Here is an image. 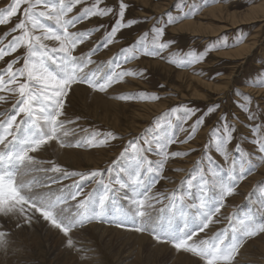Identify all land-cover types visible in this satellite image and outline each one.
Here are the masks:
<instances>
[{"label":"rangeland","instance_id":"obj_1","mask_svg":"<svg viewBox=\"0 0 264 264\" xmlns=\"http://www.w3.org/2000/svg\"><path fill=\"white\" fill-rule=\"evenodd\" d=\"M94 2L84 0L69 16ZM121 2L128 5L125 22L136 20L138 23L123 28L108 47H98L119 22L117 13ZM11 4L12 0H0V9ZM262 4L264 0H101L99 6L112 8V13L91 17L70 28V31L92 33L76 48L74 55H87L97 49L92 55L94 63L86 69L97 73V82L109 73L113 60L121 61L117 72L134 74L113 83L105 91L84 83L72 85L65 98L64 115L60 117L71 121L58 134L64 146L53 140L41 146L39 154L31 153L37 161L35 167L42 170L32 171L23 178L37 181L34 192L53 197L75 193L79 185L81 195L76 200L69 199L66 207L76 205L89 194L102 193L104 185L119 189L117 199L111 209L106 205L102 218L85 221L67 236L27 206L25 211L32 217L30 223L18 213L0 214V231L5 232L7 240V246L0 248V264H204L201 258L176 249L171 242L158 241L151 231L137 232L133 220L123 215L134 207L133 194L127 188L120 189L116 181L130 182V173L135 167L130 142H138L143 149L149 146L145 141H153L154 137L164 140L174 134L176 142L168 145L167 151L180 153L169 155L163 169L148 173L145 181L156 180L146 206L152 203L151 212L157 223L170 219L173 230H194L199 224L196 211L200 201L205 200L209 206L220 204L222 181L228 182L227 173L233 161V174L243 166V178L237 177L232 194L224 196L213 223L194 235L189 243L211 240L229 228L230 221L238 225L241 218L251 217L256 223L264 222V152L255 142L264 139V86H256L264 81V14L239 26L224 21L228 16H241ZM24 7L27 5L21 6L10 23L0 25V47L12 35H19V31L11 32V29L23 19ZM38 10H43L42 6ZM187 22L202 23L210 29L222 26L227 29L216 36L210 33L199 36L180 30ZM45 23L55 26L53 21ZM157 27L164 28L162 41L168 42L169 47L159 56L138 54V58L123 62L122 50L137 41L144 39L152 46ZM45 43L58 47L56 41ZM246 44H253L250 53L244 47L233 55L241 54V57L224 55ZM25 54L26 49L20 48L5 56L0 60V71ZM196 56L200 57L198 63L179 66L183 57ZM22 64L23 59L14 69ZM0 95L6 97L0 101V113L10 114L16 96L6 91ZM185 107L195 112L187 120L183 117ZM173 109L177 111L172 112ZM252 115L255 119H249ZM198 119L203 123L190 135ZM225 119L235 131L225 149L218 150L211 134L215 129H222ZM64 131L69 133L66 137ZM109 133L115 139L100 143ZM92 137H95L93 145L85 143ZM76 144L84 146L76 147ZM152 147L155 148V143ZM65 152L68 154L63 160ZM143 154L153 165L164 159L155 151ZM56 166L60 171L52 170ZM249 168L253 170L247 171ZM92 172L102 175L92 177ZM125 194L129 199H125ZM160 209L165 212L160 213ZM121 220L124 226H119ZM228 236L230 239V232ZM69 239L73 241L72 246L68 245ZM232 264H264V233L246 239Z\"/></svg>","mask_w":264,"mask_h":264},{"label":"snow or ice","instance_id":"obj_2","mask_svg":"<svg viewBox=\"0 0 264 264\" xmlns=\"http://www.w3.org/2000/svg\"><path fill=\"white\" fill-rule=\"evenodd\" d=\"M83 2L84 0H12L9 7L0 9V25H5L10 23L11 18L21 11L22 5H27L22 10L23 19L11 29V32L19 31V35H12L11 40L0 47V60L20 48L26 49V54L22 58L17 57L9 62L3 71H0V92L6 91L16 96L13 111L10 114L0 113V116H5L4 119H0V145L3 146L0 149V214L18 213L25 217L26 223H30L32 217L25 211V206H27L29 209H34L44 220L49 221L66 236L73 228L82 226L85 221L102 218L105 215L106 205L109 209L113 207L119 189H112L108 185H104L102 193L89 194L76 205L66 207L64 205L69 199L76 200L81 195L80 186L77 185L78 190L75 193H69L68 196L53 197L34 192L33 188L36 187L37 181H27L23 177L32 171L42 169L35 167L36 158L30 154L37 152L41 146L53 140L61 142V146H64L58 134L64 128L65 123H71V121L61 120L60 117L64 115L65 98L72 85L84 83L91 88L105 91L113 83L134 74L130 71L117 72L116 69L120 67L121 61L113 60L109 73L102 81L97 82V73L91 70L86 71L89 69V65L94 63L92 55L97 49H92L87 55H74L76 48L84 43L92 33L70 31V28H74L78 23L91 17H104L113 11L109 7H100L101 0H95L91 6L83 8L76 15L69 16L74 8ZM40 6L43 10H38ZM127 7L126 3H120L117 13L119 22L107 32L106 39L98 47H108L123 28L138 23L136 20L125 22ZM45 21H53L55 26H50ZM171 22L173 21H169V23ZM99 27L102 28V26ZM11 32L6 35H10ZM37 32L39 34H36ZM163 35L164 28L157 27L151 47L146 44L144 39H141L129 49H123V62L138 58V54L159 56L169 47L168 42L162 41ZM49 40L58 42V47H50L45 43ZM129 51H131V55H129ZM21 59H23L22 66L14 69V65ZM199 60V56L192 59L183 57L179 66H191L192 63H198ZM135 74L140 75V73ZM256 86H264V81H260ZM130 98L132 97H122V99ZM154 98L159 99V97ZM5 99L4 95H0V101H5ZM176 111L177 109L172 110V112ZM193 115H195L193 109L187 107L183 109L185 120ZM249 119H255V116L252 115ZM202 123V119L195 121L190 135L195 134L197 126ZM181 131H183L182 128ZM234 131V126H228L225 119L222 129L218 128L212 132L211 135L215 137L218 150L225 149L233 139ZM68 134L67 131L63 132L65 137ZM109 138L115 139L109 133L100 143L106 142ZM94 140L95 137H92L85 143L93 145ZM175 142L174 134L166 136L164 140L156 137L153 138V141L146 140L145 143L149 146L143 149L138 146V142H130L135 160V167L130 173V182L116 181L120 189L127 188L133 194L131 203L134 207L123 215L126 219L133 220L137 232L151 231L158 241L171 242L176 249H182L201 258L204 264H232L246 239L264 233V222L256 223L251 217L241 218L238 225L230 221L229 228L221 230L211 240L205 239L199 243H189V241H192L194 235L203 232L213 223L216 213L220 211L224 196L232 194L237 177L243 178L245 174L243 166L234 175L235 161H233V167L227 173L228 182L222 181L220 204L209 206L202 199L198 207L193 205V207H197L196 215L199 218V224L192 231H184L183 228L173 230L170 219L163 224L157 223V218L152 216V203L149 202L146 206V201L150 200L151 187L156 182L155 179L145 182L148 173H158L162 170L169 155H180L179 152L169 154L167 151L168 145ZM255 142L259 145L260 151L264 152V139ZM152 143H155V148L152 147ZM75 146L82 147L84 145L76 144ZM152 151L164 159L153 165V162L143 154ZM225 158L227 159L226 151ZM145 164H147L146 168ZM52 170L60 171V168L56 166ZM252 170L249 168L247 171ZM90 175L96 177L102 174L92 172ZM125 199H129L127 194H125ZM180 211L183 215V209ZM159 212L164 213L165 210L160 209ZM119 226H124L122 220L119 221ZM229 232L231 233L230 239ZM5 236V232L0 231V248L7 246ZM68 245H73L71 239L68 240Z\"/></svg>","mask_w":264,"mask_h":264},{"label":"bare ground","instance_id":"obj_3","mask_svg":"<svg viewBox=\"0 0 264 264\" xmlns=\"http://www.w3.org/2000/svg\"><path fill=\"white\" fill-rule=\"evenodd\" d=\"M263 14H264V5L262 4V5H259V6L252 8L248 13L243 14L241 16H236V15L228 16V17L224 18V21L225 20L227 22L230 21V23H232L233 25L236 26L240 23H246L248 21H251L253 18H256L259 15H263ZM201 24L187 22V23L183 24V27L180 30H182L184 32L185 31L190 32L192 34L199 35V36H200V34H207V33H210L212 36H216V35H219L221 32H224L225 28H226L225 26H222V27L217 28V29H210V28H206L205 26H203ZM244 47H245V50L247 51L246 53H248L249 51L252 50L253 44H246V45L240 47L239 49L233 51L232 53H225L224 55L230 56V57H241V54H238L237 56H233V55L236 53H239L240 50ZM35 154H39V152H35ZM67 154H68L67 152H65V154H63V160L65 157H67Z\"/></svg>","mask_w":264,"mask_h":264}]
</instances>
